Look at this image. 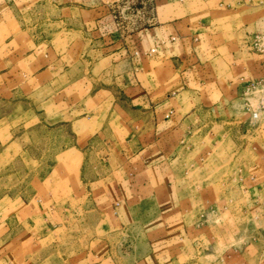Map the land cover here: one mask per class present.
I'll use <instances>...</instances> for the list:
<instances>
[{"label": "crops", "instance_id": "1", "mask_svg": "<svg viewBox=\"0 0 264 264\" xmlns=\"http://www.w3.org/2000/svg\"><path fill=\"white\" fill-rule=\"evenodd\" d=\"M18 1L0 0V131L12 113V105L2 106L3 91L26 82L48 86L53 109L65 110L76 124L82 118L101 121L91 134L85 132L86 140L74 137L78 183L57 180L59 198H67L64 209L73 198L75 213L82 207L91 224L104 219L108 230L137 229L148 242L141 264H194L212 255L219 264H243V257H260L264 264L263 252L252 245L257 238L244 249L238 242L226 251L220 249L225 238L203 232L207 227L198 212L185 214L191 208L183 202L187 186L178 154V129L195 97L207 106L227 93L241 94V80L248 77L241 49L249 34L264 38V0H96L88 8L89 36L61 46L50 38H13L8 19L26 8ZM119 11L128 17L121 29L114 22ZM261 56L255 59L256 75ZM14 177L12 167L0 172V264H13L15 257L6 244L13 234L5 235L19 210Z\"/></svg>", "mask_w": 264, "mask_h": 264}, {"label": "rangeland", "instance_id": "2", "mask_svg": "<svg viewBox=\"0 0 264 264\" xmlns=\"http://www.w3.org/2000/svg\"><path fill=\"white\" fill-rule=\"evenodd\" d=\"M95 3L96 0H19L18 5L26 8L8 19L14 29L13 38L32 43L50 38L61 46L77 36L88 37V27L93 22L88 8ZM127 20L122 12H116L114 22L120 29L125 28ZM254 36L264 46L262 35L254 32L246 37L241 59L242 72L248 77L241 80V94L227 93L214 103L206 102L207 106H201L202 101L195 97L194 106L178 129V154L181 178L184 177L181 181L187 186L183 202L191 208L185 214L192 217L198 212L200 222L207 227L203 232L214 233L220 241L225 238L220 249L230 251L238 242L244 249L249 239L257 238L258 243H263L261 250L258 243L252 241V245H258L264 255V112L258 117L251 115L260 94L249 88L264 74V51L253 44ZM260 54L262 67L256 75L253 67ZM3 93L7 102L2 106L12 105V113L8 115L9 124H3L0 131V172L8 173L11 167L16 172L12 188H16L19 200V210L12 221L8 220L5 230L8 238L13 234V242L6 241L15 254L13 264H141L148 242L137 229L108 230L104 219L91 224V216L82 207L75 213L73 198L64 209L67 198L60 199L56 191L58 179L78 183L74 177L79 153L73 146L74 137L86 140L85 132L91 134L101 121L82 118L76 124L65 110L60 113L53 109L48 86L26 82ZM45 174L47 179L42 180ZM4 184L8 189L10 175ZM75 216L81 220H75ZM235 234L239 241H234ZM30 252L35 255L27 258ZM260 260L258 257L253 262L243 257V264H260ZM194 264L219 262L212 255L204 260L199 257Z\"/></svg>", "mask_w": 264, "mask_h": 264}, {"label": "built area", "instance_id": "3", "mask_svg": "<svg viewBox=\"0 0 264 264\" xmlns=\"http://www.w3.org/2000/svg\"><path fill=\"white\" fill-rule=\"evenodd\" d=\"M253 44L256 45L260 50L264 51V46H260L257 36L253 38ZM252 91L259 92L258 106L251 111L253 117H258L260 113L264 112V74L258 77L256 80H253L250 84Z\"/></svg>", "mask_w": 264, "mask_h": 264}]
</instances>
